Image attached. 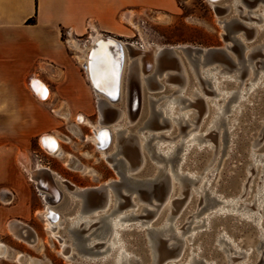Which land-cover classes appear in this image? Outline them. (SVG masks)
<instances>
[{
  "label": "bare ground",
  "instance_id": "obj_1",
  "mask_svg": "<svg viewBox=\"0 0 264 264\" xmlns=\"http://www.w3.org/2000/svg\"><path fill=\"white\" fill-rule=\"evenodd\" d=\"M205 1L214 11L216 7H219V4L226 2V0ZM259 2L260 8H258L257 13H251V15L257 18L255 24L251 25L249 23L253 18L239 16V13H242V10L245 9L242 5V0H232L230 7L227 5L228 9L232 8V13H234L235 16L228 18V20L224 18L222 23H224L225 27L232 28L235 22L241 21L240 23L243 26L251 27L254 35L255 33L258 34L263 24H260L258 28L255 25L258 21L264 22V0H259ZM238 5H242V10L240 9L239 13H236L235 9ZM260 12H262L261 16L258 15ZM248 13L249 12H246L245 15H248ZM123 21L131 24V21L125 17ZM88 25L90 26L89 23ZM92 30L94 29L92 28ZM235 36L238 43L241 45L242 59L240 65L228 68L217 62L204 61L202 57L195 59L193 56L182 54L180 56L176 55L178 64L173 74L159 69V58L164 50L163 48L154 47L148 52H144L143 50L140 52L139 48H136L135 43L123 42L112 36H101L98 32L90 34L87 43L83 42L80 44L72 34H68L66 44L70 50L77 54L75 58L84 70L85 77L90 85L98 109V120L95 124H90L82 113L79 117L75 115V122H77L76 117H78L77 119L79 122L81 121L84 123V126L87 125L90 128L91 136H86L85 140L91 142L105 162H107L106 159L108 156L113 157L115 153V155H119V158H114L113 161L110 162L111 164L108 162L107 164L116 174L118 173L117 175L121 183L119 186H115L114 183L118 181L112 183L106 182L104 185L95 188L96 190H100L104 187V197L100 199L99 203L95 204L96 206H93L87 197V193L94 189H79L71 182L68 183L60 176H57L48 167L37 163L33 168H30L28 158L24 155L19 157V166L27 176V179L32 181L44 204L43 209L38 213L44 219V225L49 236L59 243L61 249L60 254L64 260L70 262L75 261L77 258H83L86 263L92 262L94 264H98L99 262L101 264H142L135 255L127 251L129 246L127 247V240H125L126 235H129L130 231L138 230L137 232L143 235L149 252L148 264H158L159 262L158 241L160 239H165L168 245L175 247L178 251V257L184 253L185 242L189 243V258L185 260L183 264H206L203 262V259H199L201 258L200 245H197L196 248H190L194 238L199 235V232H196L195 229L199 227L205 230L208 229L209 231L211 230V223H213L211 220L214 217L217 219L216 217L231 216L233 220L236 219L237 222L243 223L246 226L248 225L250 229H253L257 241L256 244L252 242L254 245L249 241L251 245H248L247 249L241 253L240 247L238 246L239 243L236 244L235 241L224 232L225 229L223 227L224 230H220L217 234L218 236L216 235L215 246L219 248V252L223 253V255L225 254V263L230 264L231 261L228 251H232L233 254H240L243 259H248L247 262L243 261L239 263L247 264L249 262V255L253 253L252 250H256L257 253L261 255L260 261L264 264V164H261L264 160V154L260 156L256 154L257 151H253L256 143L252 142L250 144L248 156L251 163L248 166H250L251 169H255L256 172L259 170L260 175L258 181L254 185L253 198L248 203L247 199H244L240 203H238V201L243 195L252 193V182L250 186H248L249 191H247L248 189L246 186H242V194L235 199H223L220 198L221 196L218 197L215 195V191H212L211 186L216 177L214 172L218 168L217 166H219L217 165L218 163L208 173L201 175L189 173L188 171L183 173L182 170L183 165L186 163V158L190 153L195 152V154H199V152L210 150L212 147L210 145L200 147L198 144V141H202L205 137L201 135L200 132L202 131L198 130V126H196L195 123L197 119L195 115H197V112L189 110L192 106L191 101L194 102V105L198 102L202 104L203 113L206 112V115H211L208 129L214 127L217 134L222 131L220 134H222L227 141L230 139L232 131L230 128L236 124L237 119L242 114L244 104L251 103L250 97L254 96L257 90L264 91V68L261 70H254L253 66L257 63L253 64L249 59L250 55L255 51L264 52V41L259 46L250 47L245 45V36L243 33L236 32ZM188 47L189 46H177L167 49H186ZM146 66L149 67L148 70ZM238 66L240 68H238ZM174 75H176L181 86L175 89L172 94L160 96L155 100L149 95L147 97L148 113L146 114L147 117L142 127L138 129L135 134H132L130 130L127 132L129 128L128 125L132 123L129 119L130 109L128 106L131 104V107H133L134 104V101L131 102L133 85L135 84L138 87L140 100L142 89L151 91L152 89L159 88L162 90L164 88L163 84L175 78ZM244 75L246 79L244 78L243 80L242 77ZM191 78L195 80L196 84L200 83L202 86L205 85L206 90L204 88H196L195 90H190L187 95H184L188 91L187 88H189L188 85ZM26 84L28 89L32 90L31 93L37 96L39 100H49V88L45 83L38 80V78L31 76L28 78ZM125 85L128 89V99L124 100L125 106L121 109L119 108V104L123 99ZM228 85L235 86L234 91H227L226 86ZM181 87H185V89L181 90ZM173 94L178 95L172 98L171 95ZM207 94L215 95V97L218 96L220 99H206L204 97ZM161 100L164 101L162 102ZM224 100L225 102L219 106L220 102ZM160 101L162 103L159 104ZM168 101L170 103H168ZM156 103L158 104L156 105ZM229 103H233V105L228 106ZM106 110L115 113V121L113 120L114 122L112 125L103 124L102 122V118H104L103 114ZM181 110L183 112H180ZM54 112L60 119L65 121H67L70 116V113L64 109ZM227 113H229V115L226 116ZM153 119L161 128L168 127L172 129L177 126L179 129L180 126L185 125L188 130L185 132L186 135L184 137H180L174 143L173 141L176 139L175 137H171L173 131L165 133L164 135L166 136L162 133L158 134L159 132L153 134L148 133V131L160 129L159 127L155 129L151 124ZM262 121H264V119H262ZM68 129L72 134H78L77 126L72 125L68 127ZM143 129H146V132H143ZM176 137L178 138L179 136L176 135ZM263 137L261 135V139H263ZM161 139H169L166 141L172 143L163 144L160 142ZM60 141V134L54 131L52 133L41 134L38 144L46 156L56 158L60 157V154L63 153ZM128 144H133L137 148L140 158V166L137 170L131 169L129 165L124 164L122 161V146ZM113 150L114 154H112L113 152L111 153ZM70 159L71 158H69V160ZM145 163H148L147 165L150 166L152 175L139 179V177L135 176V173L139 171ZM249 179L247 184L250 183ZM56 181H58V183ZM157 181H162L165 189V198L160 207L155 205L152 201L142 202L138 193L140 188L146 187L149 184L151 185ZM67 184L70 185V187ZM60 185L62 188H60ZM185 187L188 188L187 196L189 199L196 196L199 198V204H202V209L196 210L195 214H193L195 215L193 220L190 221V224L193 223V226L190 227V225H188L184 229V231L190 229L191 231L194 230V232L189 234V236L183 237V231L180 232L176 227L177 225L175 226V223L173 224L172 222L176 220V218L173 220L170 214H167L166 217L164 216L165 219L159 227L152 226L153 222L156 220L154 219L156 218L155 216L161 214L162 210H170L169 208L172 205L170 200L171 197L175 193L178 194V197L182 196L183 188ZM123 194L129 197L131 206L135 208L134 210H129L127 212L119 211L121 202L120 195ZM64 199L68 201V205L66 204L68 207L76 210L74 211V215H71L72 217L68 216L66 219L68 220V224L64 226L66 230V233H64L67 235L63 238L59 230L60 227L63 226L62 221L64 218L56 207L61 204ZM139 203H143V205L140 204L139 206ZM102 208L106 211H99ZM203 209H207L210 212L203 216V218L196 219ZM250 209H253L254 212H250ZM96 210L98 212L95 214ZM137 210L140 213L144 212L145 214H151L152 218L154 217V221H149V219L148 221L140 220L124 224L122 220L138 219L134 215V213L138 212ZM89 213H94L95 215L92 218H90L91 216L87 217ZM93 221L99 224L94 231L99 230V232L90 240L89 237L94 231L84 236L81 234L83 231L86 232L90 229L93 225ZM15 225L28 231L27 226L19 222L10 221L6 224V227L7 230L10 233H14V235L17 234ZM81 226H84L83 230H81ZM78 228H80V230ZM23 234V232H20L21 236ZM96 240H100V246L94 248ZM259 249H263V251L259 252ZM106 252L108 254L103 258H95V255ZM9 254L7 246L0 243V258L8 257ZM14 260L18 263L38 264L35 259L24 256L23 254H17ZM80 261L82 260L80 259ZM175 263L176 262L172 260L166 264ZM207 264L215 263L207 262Z\"/></svg>",
  "mask_w": 264,
  "mask_h": 264
},
{
  "label": "rangeland",
  "instance_id": "obj_2",
  "mask_svg": "<svg viewBox=\"0 0 264 264\" xmlns=\"http://www.w3.org/2000/svg\"><path fill=\"white\" fill-rule=\"evenodd\" d=\"M231 1L232 0H226V2L219 4V7L214 11V9H212L205 0H176L177 8L172 14L156 11H141L139 14H136L134 23H132V25L130 24L129 26H127V29L124 30V33L104 35L103 33L99 32V34L101 36H112L123 42L135 43L136 48H139L140 51L143 50L144 52H148L154 47L167 49L169 47L177 46H189L200 49H223L227 45L226 42L223 41V37L227 34L225 32V25L224 23H222V20H224V18L228 20V18L235 16L234 13H232V8H227V5L230 7ZM242 5L245 7V9L243 10ZM242 5H238L235 9V12L239 13V10L241 9L242 13H239V16L246 18L250 17L251 19L253 18L252 21L248 22L251 25L255 24L257 18L254 15H251V13H257L258 8H260L259 0H242ZM243 11L245 13L249 12L248 15H245ZM261 14L262 12L258 13V15L260 16ZM240 22L241 21H239V23ZM260 24H263V27L259 31V33H255V35L253 34V30L251 29V27L243 26L245 30L239 29L236 31L241 34L244 33V31L246 32L245 43L247 46L255 47L263 43L264 22L258 21L255 26H257L258 28ZM95 32L96 30H92V28H89L88 32L85 34H72V36L78 41V43L82 44L83 42L87 43L89 41L90 34ZM67 38L68 34L61 35L60 41L65 50L66 57L69 61L68 73L75 86V95L79 96L80 99L76 100L77 105L71 106L70 103H68V101L64 99V97H56L54 95L51 96V102H54L53 100H55V102L56 100L59 101L56 103L55 106L51 107V119L53 120V127L48 131L49 133L55 131L60 134V145L63 153L60 154V157H48L42 152L39 144H37L36 141H33L32 145L29 147L28 151L25 152L24 156L28 158V164L30 168H33L35 164L39 163L48 167L57 176H60L68 183L71 182L75 187L79 189H95L104 185L106 182L112 183L114 181H119V176L117 175L118 173L116 174L115 171H113V169H111L107 164V162L111 164L110 162L113 161L114 158H119V155H115L116 153L114 154L113 150L111 151V153L113 152L112 154H114V156H108V158L106 159L107 162H105V160L101 158L97 149H95V147L91 144V142L85 140L86 136H91V130L87 125L84 126V123H82L81 121L79 122L77 118L82 113L85 119L90 124H95V122H97L98 120V109L96 107L94 95L92 93L90 85L85 77L84 70L78 60L75 58V55L77 54H75V52L70 50L69 48L67 49ZM232 56L234 57L235 55L232 54ZM250 60L253 64L257 63L255 66H253L254 70H261L264 68V52H253L251 54ZM238 68L240 67L238 66ZM244 76L242 77L243 80L244 78L246 79V76ZM192 79L193 78H191V81L189 82V88H187L188 91L184 95H187L192 89H205V85L202 86L200 85V83L196 84L195 80ZM48 84L52 91H54L53 88L57 83L50 82ZM165 84H163L164 88L162 90L159 88L152 89L151 91H148L147 89H142V92L140 93V114L138 118L135 119L136 121L131 120L134 118L133 116L131 119L129 117L132 123L131 125H128L129 128L127 132L130 130L132 134H135L136 131L142 127V124L144 123L147 117L146 114L148 113L147 97L149 95H151L152 99L155 100L160 96H167L169 94H172L175 89L181 86V83L178 82L177 77L170 79V81H167ZM234 87L235 86L228 85L226 86V90L232 92L234 91ZM181 88V90L185 89V87ZM127 92L128 89L125 85L123 99L122 102L119 104V108L121 109H123L125 106L124 100L128 99ZM177 95L178 94H173L171 95V97L173 98ZM204 98H213L214 100L220 99L218 96L215 97V95L210 94H207ZM250 100L251 103L244 104L242 114L237 119L236 124L232 128H230L232 131L230 130V139L227 141L226 138L222 136V134H220L222 131L217 134V131L214 127L208 129V126H210L209 122L211 115L209 114L208 116L206 115V112L203 113L202 105L198 103L194 105V102L191 101L192 106L189 110H194L197 112V115H195V117H197L195 123L196 126H198V130L202 131L200 132L201 135L205 137L204 139H202V141H198V144L200 145V147H205L207 145H210L212 147L210 150L208 149L202 151L201 153L199 152V154H195V152L190 153L187 156L186 163L183 165L182 168L183 173L188 171L189 173H196L197 175H201L208 173L218 163L217 165L219 166H217L218 168L214 172L216 177L213 180L211 189L212 191H215L216 196H221L220 198L223 199H235L239 197L242 194V186H246L248 189L247 191H249L248 186H250L252 182V193L243 195L238 201V203H240L244 199H247V203L251 201V199L253 198L252 196L254 195V185L258 181V177L260 175L259 170L258 172H256L255 169H251L250 166H248L251 163L249 161L248 156L250 144L252 142L256 143L255 147L253 148V151H257V155L261 156L264 154V121H262V119H264V91L262 92L261 90H257L254 93V96L250 97ZM161 101L163 102L164 100ZM161 101L159 102V104L162 103ZM224 102L225 100L221 101L219 106H221ZM168 103L170 102L168 101ZM157 104L158 103H156V105ZM232 105L233 103H229L228 106ZM128 107L131 110V104H129ZM63 109L70 113V116L68 117L67 121L60 119L54 112L62 111ZM180 112L183 111L181 110ZM75 115H78V117H76L77 122H75L74 119ZM227 115H229V113H227L226 116ZM103 117V124L112 125V123L115 121V113H112L111 111L105 112L103 114ZM72 125L77 126L79 135L74 133L72 134V132H70L68 127ZM159 128L160 129L155 128L157 129L156 131H148V133L153 134L155 132H159L158 134L162 133L164 135L169 131H173L171 137H175L176 140L173 141L174 143L180 137H184L186 135L185 132L188 130L185 125L180 126L179 129L177 126L173 127L172 129L168 127L161 128L160 126ZM143 132H146V129H143ZM176 135H178L179 137L177 138ZM261 135L263 139H261ZM166 140L168 141L169 139H161L160 142H162L163 144L172 143L167 142ZM131 152L132 151L129 146H122V161L124 162V164L129 165L131 169L137 170L140 166L138 164V158H135ZM69 158L71 159L69 160ZM147 164L148 163H145L144 166L135 173L136 177H139V179H141L152 175V170ZM261 164H264V160ZM23 176L25 180H28L27 184L30 185L29 187L32 190V197L35 200L34 203L37 209V218H35L34 221L27 222L28 226L31 228H26L28 231H25V229L19 228L15 225L17 228V234L15 235L12 232L10 233L7 230V227H5L3 231L0 232V243L6 245L10 253L8 257L0 258V264H26L24 262L18 263L14 260V257L17 254H23L24 256L35 259L38 264H94L92 262L86 263L83 258H80L83 262L80 261V259L78 258L75 259V261L70 262L63 259L60 254L61 249L59 243L49 236L48 231L46 230L44 225V219L38 213L43 209L44 205L40 198V195L35 189L34 185L31 183L32 181L30 179H27V176L25 174H23ZM248 179L250 183L247 184ZM56 182L58 183V181ZM60 188H62L61 185ZM159 188L160 187L156 185L151 190V195L153 196V203L158 207H160L163 203V196H160ZM187 190V187L183 188V194L179 197L178 194L173 193L174 195L170 199L172 205L169 209L171 211L168 209L162 210L163 212L161 211V214H158L159 216H155L156 218L153 217L156 220L155 222H153L152 226L159 227L165 219L164 216L166 217L167 214H170L173 220L176 218V220L172 222L173 224L175 223V226L177 225L176 227L178 228V230H180V232L183 231V237L189 236V234L194 232V230L191 231L190 229H187L186 231H184V229L188 225H190V227L193 226V223L190 224V221L193 220L195 216L193 214H195L196 210H199L200 208L202 209V204H199V198H197L196 196H193L191 199H189V197L187 196ZM141 200L142 202H147L143 198ZM90 201L93 206H96L95 204L98 203L99 199L95 194H93L90 197ZM120 201L121 202L119 211L127 212L129 210L135 209L131 206V202L129 201V197L127 195L123 194V197ZM66 204L68 205V201L64 199L63 202L56 207V209L64 218H62L63 226H61L59 230V233L63 238L67 235L65 234L66 230L64 228V226L68 224V220L66 219L68 216L72 217L75 213L74 211L76 210L68 207ZM140 204L143 205V203H139L138 205L140 206ZM101 210H103V208L99 211ZM203 210H201L200 214H198V217L196 219H201L203 218V216L207 215L208 212H210L207 209ZM252 211L253 209H250V212ZM97 212L98 211L96 210L95 214ZM95 214L89 213L87 214V217L91 216L90 218H92ZM134 215L139 220L136 218L134 220H122L123 223L127 224L132 221L140 220L148 221L149 219V221H154L151 214H145L144 212L140 213L138 211L134 213ZM216 218L217 219H215L214 217L211 220L213 222L211 223V230L208 231V229L205 230L204 228L199 227L198 229H195L196 232H199V235L194 238L192 246L190 247L196 248L197 245L201 246H199L201 250V258L199 259H203L204 263L207 264V262H214L215 264H226V259L224 257L225 254L223 255V253L219 252V248H216L217 246H215V239L218 236L217 234L220 232V230L223 229V227L225 229L224 232H226L228 236L233 241H235L236 244L239 243L238 246L240 247L241 253L247 249L248 245L256 244L257 240L255 236V231L253 229H250L248 225L246 226L243 223H239L236 219L233 220L231 216ZM98 226L99 224L93 221V225L90 227V229L86 232L83 231L81 235L90 234ZM80 228L81 230H83L84 226H81ZM80 228L78 229L80 230ZM137 231L138 230L130 231V234L126 235L125 240L128 241H126V245L128 244L127 247L129 246V248H127V251L135 255L137 259L142 262V264H148L149 252L146 246V242L144 241L143 235ZM20 232H23L24 234L21 236ZM98 232L99 230L94 231V233L89 237V239H93ZM249 241H251V244L249 243ZM95 242V245H97L100 243V240H96ZM188 245L189 243L185 242L184 253L179 257L177 249L173 247L170 249H166L165 244L159 246L158 264H166L168 262H171L172 260L176 262L175 264H183L184 261L188 260L189 258ZM97 247L99 246H95V248ZM258 251H263V249H259ZM252 252L253 253L249 255V262L247 264H262V262L260 261L261 255H259L256 250H252ZM107 254L108 253L106 252L100 255H95V258H103ZM228 255L231 258L230 264H239L243 261L247 262L248 260L245 258H241L240 254H233L232 251H228Z\"/></svg>",
  "mask_w": 264,
  "mask_h": 264
},
{
  "label": "crops",
  "instance_id": "obj_3",
  "mask_svg": "<svg viewBox=\"0 0 264 264\" xmlns=\"http://www.w3.org/2000/svg\"><path fill=\"white\" fill-rule=\"evenodd\" d=\"M176 8V0H0V232L9 221L29 227L37 218L18 159L52 129L51 107L59 101L39 100L28 89V78L35 76L50 97H64L71 106L80 99L61 35H82L91 27L121 34L130 25L124 17L132 25L141 11L172 14ZM50 82L57 83L54 91Z\"/></svg>",
  "mask_w": 264,
  "mask_h": 264
},
{
  "label": "water",
  "instance_id": "obj_4",
  "mask_svg": "<svg viewBox=\"0 0 264 264\" xmlns=\"http://www.w3.org/2000/svg\"><path fill=\"white\" fill-rule=\"evenodd\" d=\"M217 8L218 7H216L215 9H217ZM244 27L239 22H235V24L233 25L232 28L225 27V32L227 35L223 37V41H225L227 45L223 49L207 48V49L203 50V49L196 48V47H188L186 49H180V48L164 49L162 51L160 58H159V69L162 71H165V72H169V70H170V72L174 74L176 67H177V64H178L176 55L180 56L182 54H185L187 56H193L195 59H199L202 57L204 59V61L217 62V63H220L221 65H224L228 68H233L236 65H240L241 64L240 61L242 59L241 48H240L241 45L238 43L235 35H236L237 30H239V29L245 30ZM245 33L246 32L244 31V33H243L244 36H245ZM245 41H246V38H245ZM245 45H246V43H245ZM137 51H139V50H137ZM232 54L235 56L233 57ZM250 57H251V55H250ZM250 57H249V59H250ZM237 63H239V64H237ZM146 69L148 70L149 67L146 66ZM174 77H176V75H174ZM133 95H134V98H133ZM133 101H134L133 107H131V110L129 111L130 119L132 118V116L134 117L131 120L137 119L139 114H140L139 90L135 84L133 85V92L131 95V102H133ZM198 104L202 105L199 102H198ZM109 111L110 110H106V112H109ZM151 124L155 128L159 127L154 119L152 120ZM124 146H129L131 148V151H132L131 153L135 158H138V164H139L140 158L138 156L136 146L133 144H128V145H124ZM120 183H121V181H118V182L114 183V185L119 186ZM156 185L160 187L159 188V194H160V196H163V198H162V201H163L165 198V189H164V184L162 181H157V182L152 183L151 185L149 184L146 187L140 188L138 190L140 199L143 198L146 201H152L153 202V200H152L153 196L151 195V190ZM68 186L70 187V185H68ZM93 194H95L98 197V199H99L98 203H99L100 199H102L104 197V187H102V189H100V190H96V189L90 190L87 193V197L89 200H90L91 195H93ZM120 196H121V198L123 197V195H120ZM163 244H165L166 249H170L173 247L172 245H168L167 241L165 239H160L158 241V250H159V246H161ZM95 246H100V244L94 245V248H95ZM173 248H175V247H173ZM158 258H159V253H158Z\"/></svg>",
  "mask_w": 264,
  "mask_h": 264
},
{
  "label": "built area",
  "instance_id": "obj_5",
  "mask_svg": "<svg viewBox=\"0 0 264 264\" xmlns=\"http://www.w3.org/2000/svg\"><path fill=\"white\" fill-rule=\"evenodd\" d=\"M69 47H67V49H68ZM41 101H42V99H41Z\"/></svg>",
  "mask_w": 264,
  "mask_h": 264
}]
</instances>
